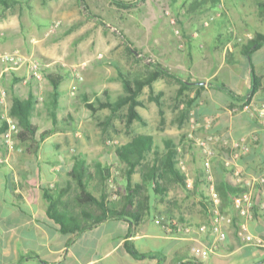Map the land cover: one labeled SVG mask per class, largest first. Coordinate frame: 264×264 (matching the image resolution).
Segmentation results:
<instances>
[{"label":"crops","instance_id":"obj_1","mask_svg":"<svg viewBox=\"0 0 264 264\" xmlns=\"http://www.w3.org/2000/svg\"><path fill=\"white\" fill-rule=\"evenodd\" d=\"M6 1L8 5L0 0V54L43 58L47 73L72 78L71 95L79 91L81 96L80 100L68 99L58 89L56 99L46 73L38 80L24 66L7 72L0 66L2 114L18 125L10 110L20 99L31 102V121L39 127L38 134L54 127L51 114L55 109L58 121L55 133L36 151L19 142L16 149H9L0 137V158L6 160L0 165V264H264V183H257L253 192L257 209L252 220L238 214L233 195L226 191L228 186L237 185L234 164L249 179L264 177V123L254 110L264 104V44L248 55L244 50L247 43L241 44L236 37L239 28L231 15L211 21L219 0H124L136 1L127 9L117 7L112 0H85L87 8L83 0H73L69 7L56 0ZM166 6L181 19L183 50H179L182 40L170 23L168 11L164 13ZM119 9L121 15L115 21L120 19L121 25L117 28L105 15ZM55 20L63 22L62 26L52 37H46ZM23 26L29 28L28 37ZM167 28L169 35L165 36ZM244 35L248 42L253 37L252 33ZM115 54L121 58V67L108 70L103 88L92 92L88 74L96 67V59ZM66 58H72L73 70L54 65ZM150 62H159L190 80L191 88L178 97L179 84L170 79L156 81L154 89L164 93L162 103L165 96L174 99L170 112L163 106L166 122H161L156 102H144L138 108L143 125L152 115L156 128L134 134L119 145L139 136H152L148 156L152 161L156 154L163 158L172 145L177 146L187 186L174 178L160 179L158 192L150 183L147 193L143 192L148 200L141 195L140 203L132 206L130 182L142 184L147 168L153 165L143 162L129 181L124 173L126 164L117 158L116 148L112 151L105 142L109 133L95 129L97 115L87 106L117 101L125 95L119 69L141 76L150 70ZM168 84L173 91L164 87ZM121 86L124 94L117 97L114 90ZM245 104L251 108L245 109ZM60 108L67 109L65 114ZM112 116L110 111L104 123L113 130ZM190 134L209 138L215 152L213 183L220 210L226 216L221 224L224 239L212 230V192L205 156ZM244 144L249 151L235 159ZM117 160L122 171L117 180L120 194L113 199L101 171ZM79 178L96 198L106 195V204L111 203L121 216L93 224L102 213L95 204L77 202ZM139 213L142 217L137 219ZM201 226L206 229L201 231ZM195 250L208 254L196 256Z\"/></svg>","mask_w":264,"mask_h":264},{"label":"trees","instance_id":"obj_2","mask_svg":"<svg viewBox=\"0 0 264 264\" xmlns=\"http://www.w3.org/2000/svg\"><path fill=\"white\" fill-rule=\"evenodd\" d=\"M3 3L8 5L6 0H2ZM114 4L119 8H130L133 7L136 1H124V0H112ZM141 1V0H137ZM17 3L14 2V5ZM85 5V0H83ZM86 7V5H85ZM261 14L264 17V2L260 4ZM87 8V7H86ZM264 44V34L256 33L252 39L244 45V50L248 55L254 49L259 48ZM47 73V72H46ZM67 75L60 73H47L46 79L53 86L55 97L58 98V89L60 84L67 78ZM119 78L123 84L125 95L119 97L115 102H100L96 106L95 104H88V108L91 109L92 113H96L99 110L109 109L111 111L112 117L109 118L112 122L113 118L122 117L126 121L127 129L130 128L134 122L144 123L143 117L140 115L138 108L144 106V102L140 99L145 88L149 89V100L156 102L159 107V115L161 122L165 123V111L163 109L162 98L164 96L163 92H156L154 89V83L159 79H170L177 84H179L178 97H181L187 90L191 88V81L182 79L178 74L172 72L159 62H150V70L140 74H135L132 71H124L119 69ZM251 98L249 97V100ZM56 106V103H55ZM54 110V109H53ZM56 110V109H55ZM54 112L51 114V117L54 121V127L43 131L41 134H38L39 127L32 123L31 121V112L32 104L30 101H22L16 99L12 109L10 110V115L18 121L19 132L16 134L15 138L20 144H25L29 147L30 150L36 151L39 148V145L47 137L55 133L57 121V113ZM2 113L0 112V137L8 130L9 124L6 120L2 118ZM185 116V113H184ZM103 124H106L103 122ZM106 132V131H105ZM39 135V138H38ZM153 147V137L152 136H139L135 138L132 142L123 145L116 146V156L121 163H125V177L130 181L135 172V169L142 164L143 162L147 164H152L148 170V176L144 177V182L142 184L133 185L130 182L129 185V199L131 205L133 206L139 197L142 195L146 200H148L147 195V186L150 183H154V189L158 192L160 187L159 180H166L169 178H174L177 182L181 183L183 186H187L186 177L184 171L179 166V151L178 147L172 145L170 147V152H168L163 158H161L160 153L156 154L153 161L149 160V154L151 148ZM118 160L116 164H112L110 167H106L101 171V176L103 181L106 183V187L110 188V180L119 179V175L115 176L116 170L121 173V166L119 165ZM79 184L81 191L77 195V202L79 204H95L98 206V209L101 211L102 215L98 217L93 224H98L104 221L107 217L121 216V214L112 207L111 203L106 204V195L103 198H96L91 192L88 191V186L83 182V178H79ZM227 193L235 196L241 194L244 189L240 185H231L226 189ZM109 196V195H108ZM146 196V197H145ZM47 197L49 195L47 193ZM137 219L142 217V213L136 214ZM136 253V252H135Z\"/></svg>","mask_w":264,"mask_h":264},{"label":"rangeland","instance_id":"obj_3","mask_svg":"<svg viewBox=\"0 0 264 264\" xmlns=\"http://www.w3.org/2000/svg\"><path fill=\"white\" fill-rule=\"evenodd\" d=\"M49 1H53V0H49ZM72 1L73 0H56V2L63 3V5L66 7H69V5H70L69 2H72ZM38 2H39V0H34V3H38ZM262 2H264V0H219V1H217L216 5H215L216 7L214 8L215 13L213 15H211L210 18H212L215 14L220 12L219 5L220 4L223 5V9H221V16L218 18H221V19L228 18L227 13L229 15H231V18L235 22L236 27L239 28L238 29V35H236L237 39L241 38L243 40L242 42H240L241 44H243L244 42L248 43V39H247V37H245L244 34L252 33L253 36H255V34L257 32L264 33V17L260 11L261 10L260 4ZM166 11H169L172 16L177 18V21H178L177 27L181 30L182 25H181L180 17L173 14L168 6H166V8L164 9V13ZM262 11L264 12V9H262ZM69 12H71V19H72L73 10H71ZM67 13H68V11H67ZM183 13H185V11ZM44 14L49 15V16L51 15L50 13H47V12ZM120 15H121V9H119L118 11H115V13L112 15L107 14L105 16L108 17V19L112 18L113 19L112 24L115 27L119 28L121 25V23H120L121 20L120 19H118L117 21H115V20L118 17H120ZM165 15H166V13H165ZM62 23L63 22H61L59 20H55L54 22L52 21V24L50 25V29L46 33V37H52V35L55 34V32L62 26ZM65 28H69V25L65 26ZM169 30H170L169 28L166 29L167 35H165V36L169 35ZM181 32L184 36V33L182 30H181ZM23 33L25 34L26 37H28V34H30L29 28L26 26H23ZM184 38H185V36L183 37V39ZM45 40H47V39H45ZM173 41L174 40H172L170 44H172ZM184 47H185V44H184L183 48H179V50H183ZM7 53H12V52H7ZM2 54H5V53H2ZM116 54L112 58H108V57L103 55L101 57H98V59H96V61H97L96 67H93L92 69H94V70H91V72L89 71L90 73L88 74V76L90 77V81L92 83V85L90 87V90L92 92H94V91L98 92L99 89L103 88V84H102L103 81L102 80L105 77L109 76L108 70L114 71V68L118 67L122 63L120 57L116 58ZM36 60H38L42 64L46 65L45 64L46 61L43 58H39L37 56ZM49 61H51V60H49ZM63 64H66V67H64ZM54 65L60 66L61 68H69V70H73V68H74V62H73L72 58H70V59L66 58L63 61L60 60L58 62L56 61L54 63ZM119 67H121V66H119ZM72 84H73L72 78L65 80L59 88V93L62 95V97H64V95H66V98H68V99H72V100H74V99L78 100L79 99L80 100L81 93H79V91H77V92L73 91L74 94H72L73 96L71 95V91L74 88V86H72ZM71 86H72V88H70ZM164 87L166 89H168L167 91H169L170 89H171V91L174 90V87L172 86V84L171 85L168 84V86L165 85ZM64 90H65V94L63 92ZM147 90L148 89H146V91L144 93H142L140 99L143 102H146V103L150 102L153 104V101L148 100L149 91H147ZM114 92H115L117 97L124 94L122 86H121V89L114 90ZM46 96H47V98H49L48 93L46 94ZM169 96L170 95L165 96V98L163 100L164 101L163 106H165L164 108L168 112H170L171 107L174 105V99L172 100L173 97H171V96L169 97ZM175 102H176V100H175ZM63 107H65V106L63 105ZM60 111H63L62 112V115H63V114H65L67 109L64 108V110H62V108H60ZM95 114L97 115V119H98V121H97L98 125L95 129H97L98 131L106 129L103 131L108 132L109 136L107 138H105V142L107 143V146L112 148L111 149L112 151H114L116 146L119 145L120 143H122V141L124 142V141L130 140L129 138L131 136H133L134 134L136 135L137 133H140L143 131L149 132V131L154 130L156 128V123H155L156 118H153L152 115H149V117L146 119L147 125H143L142 122L136 121L128 129L126 126V121L124 119H122V117L118 116V117L114 118L115 123H114V126H112L113 127V130H112L111 128H105V124H103L104 120H106V118H108V115L110 114L109 109L99 110L96 113H94L93 115H95ZM81 115H83V114H81ZM167 121H170L169 114H167ZM99 122H100V124H99ZM91 129L93 130L94 127H91ZM127 131H129V132H127ZM110 143H112V145H109ZM17 144H18V141L15 138V142H14L12 149H16ZM5 161H6L5 158H3V156H2L0 158V165H2V163H4ZM116 163H118V162H116ZM116 163L114 162V164H116ZM119 174L120 173L116 170L115 176H118ZM119 177H120V175H119ZM110 188H111V197H113V199H116L117 196H119V194H120V189H119V186H118V183L116 182V180H114V187H110Z\"/></svg>","mask_w":264,"mask_h":264},{"label":"built area","instance_id":"obj_4","mask_svg":"<svg viewBox=\"0 0 264 264\" xmlns=\"http://www.w3.org/2000/svg\"><path fill=\"white\" fill-rule=\"evenodd\" d=\"M220 7V12L215 14L211 19V21L215 20L216 18L221 16V9H223V5H219ZM167 15L170 16V23L175 29V32L177 36L182 40L181 43L179 44V48H183L184 46V39H183V34L181 30L177 27L178 21L177 18L171 15V13L168 11ZM206 26H209L210 23L206 22ZM243 40L239 38V42H242ZM0 66L3 69V72L11 71V70H16L21 67H26L29 71V74L32 78L34 79H41L45 71L47 69V66L39 62L38 60H34L31 58H26L21 56L20 54L17 53H5L0 55ZM74 94V92H72ZM245 109H250L251 105L245 104L244 106ZM255 112L258 114L259 118L264 123V104L261 106H258L254 108ZM2 118L6 120L9 124L8 130L2 135L3 141L7 145L9 149L13 148L14 142H15V136L19 132V128L17 124L11 120L10 117H8L6 114L2 115ZM211 123H208V128H210ZM190 139L195 140V143L197 146L202 150L205 156V171H206V176L207 180L209 181V186L212 192V213L214 215L213 219V225H212V230L218 234H220L221 238L224 239L225 235L222 231L221 224L226 220V216L221 212L220 210V199L218 195L215 192V186L213 183V168H212V160L215 156V152L210 146V139L209 138H202V137H195L193 134L189 135ZM112 145V143H110ZM239 154L237 153L234 157L237 159L238 157L241 156V154H245L249 151L250 147L246 144L239 146L238 148ZM181 168H184V162L180 161ZM229 165V164H228ZM234 175H235V180L236 184L240 185L244 191L235 196L233 199V205L238 211V214L242 216L246 220H252L254 219L255 216V211L257 209V205L254 199L253 192L256 188L257 183H264V177L260 178L257 181H254L252 179H249L244 176L243 171L239 169L238 164H234ZM110 187H114V178H111L110 180ZM261 209H264V202L261 205ZM160 223V221H158ZM206 229L205 226H201L200 230L204 231ZM185 231H190V227L185 228ZM246 239L250 242L253 241V238L251 236H246ZM194 254L196 256L199 255H207L208 252H203L201 250H195Z\"/></svg>","mask_w":264,"mask_h":264}]
</instances>
